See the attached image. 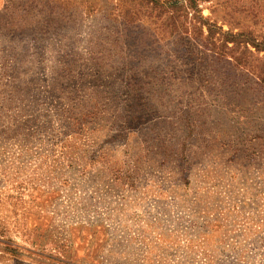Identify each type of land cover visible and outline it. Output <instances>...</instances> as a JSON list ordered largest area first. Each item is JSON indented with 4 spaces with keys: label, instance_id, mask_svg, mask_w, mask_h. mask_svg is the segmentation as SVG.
Here are the masks:
<instances>
[{
    "label": "rangeland",
    "instance_id": "rangeland-1",
    "mask_svg": "<svg viewBox=\"0 0 264 264\" xmlns=\"http://www.w3.org/2000/svg\"><path fill=\"white\" fill-rule=\"evenodd\" d=\"M263 36L264 0H0V264H264Z\"/></svg>",
    "mask_w": 264,
    "mask_h": 264
},
{
    "label": "trees",
    "instance_id": "trees-1",
    "mask_svg": "<svg viewBox=\"0 0 264 264\" xmlns=\"http://www.w3.org/2000/svg\"><path fill=\"white\" fill-rule=\"evenodd\" d=\"M195 1H192L191 3H194ZM256 8H257V11H255V13L258 15V13H259V11L258 10H260L259 9V6H255ZM261 11V10H260ZM261 14H262V12H260ZM251 32H248V34H250ZM225 34H227V35H229V36H232L233 38L235 37V36H237L238 34H235V33H231V32H225ZM245 33L243 32V33H241V35H244ZM239 36H240V34H239ZM254 47H256L257 48V50H260V51H264V36L261 38V39H259L258 41H256L255 42V44H254Z\"/></svg>",
    "mask_w": 264,
    "mask_h": 264
}]
</instances>
